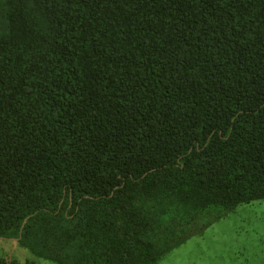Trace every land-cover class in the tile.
<instances>
[{"label":"trees","instance_id":"16d2710c","mask_svg":"<svg viewBox=\"0 0 264 264\" xmlns=\"http://www.w3.org/2000/svg\"><path fill=\"white\" fill-rule=\"evenodd\" d=\"M260 199L264 0H0V241L160 264Z\"/></svg>","mask_w":264,"mask_h":264},{"label":"rangeland","instance_id":"374dc122","mask_svg":"<svg viewBox=\"0 0 264 264\" xmlns=\"http://www.w3.org/2000/svg\"><path fill=\"white\" fill-rule=\"evenodd\" d=\"M0 256L21 262L34 256L13 240L0 241ZM36 264H56L34 258ZM160 264H264V199L238 205L201 235L168 252Z\"/></svg>","mask_w":264,"mask_h":264}]
</instances>
